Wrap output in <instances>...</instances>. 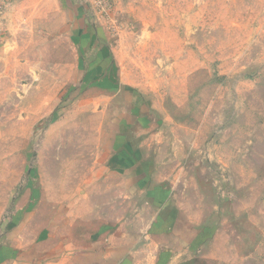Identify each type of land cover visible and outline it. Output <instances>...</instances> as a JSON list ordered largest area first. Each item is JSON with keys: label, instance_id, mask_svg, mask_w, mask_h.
I'll return each instance as SVG.
<instances>
[{"label": "rangeland", "instance_id": "1", "mask_svg": "<svg viewBox=\"0 0 264 264\" xmlns=\"http://www.w3.org/2000/svg\"><path fill=\"white\" fill-rule=\"evenodd\" d=\"M1 16L0 264H264V0Z\"/></svg>", "mask_w": 264, "mask_h": 264}, {"label": "crops", "instance_id": "2", "mask_svg": "<svg viewBox=\"0 0 264 264\" xmlns=\"http://www.w3.org/2000/svg\"><path fill=\"white\" fill-rule=\"evenodd\" d=\"M7 6L5 7V8H3L2 10L0 9V16L2 15H4L5 13H6V10H7V8L11 5V0H9L8 2H7ZM2 8V7H1ZM1 16V17H2Z\"/></svg>", "mask_w": 264, "mask_h": 264}, {"label": "built area", "instance_id": "3", "mask_svg": "<svg viewBox=\"0 0 264 264\" xmlns=\"http://www.w3.org/2000/svg\"><path fill=\"white\" fill-rule=\"evenodd\" d=\"M4 0H0V9L2 7V3H3Z\"/></svg>", "mask_w": 264, "mask_h": 264}]
</instances>
